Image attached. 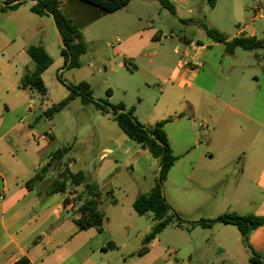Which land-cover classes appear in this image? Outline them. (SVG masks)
Segmentation results:
<instances>
[{
    "label": "crops",
    "instance_id": "obj_1",
    "mask_svg": "<svg viewBox=\"0 0 264 264\" xmlns=\"http://www.w3.org/2000/svg\"><path fill=\"white\" fill-rule=\"evenodd\" d=\"M0 1L4 5L6 0ZM187 1L192 0H171L176 16L200 25L199 20L188 16L193 14L192 9L184 11L188 7L182 3ZM35 2L27 0L15 11L0 12L8 16L2 25H7L12 32L1 50L0 131L3 126L8 127L10 121L5 123L4 118L11 113V108L20 105L21 98L30 92L20 88L24 74L34 69L27 48L42 45L49 55L50 49L56 48L61 56L62 41L54 20L32 13ZM132 2L134 0L130 4ZM221 2L223 0H217L212 10ZM203 8L208 9L209 5ZM62 11L73 24L76 19L77 27L90 44L86 34L89 26H85L86 22L80 17L86 13L92 18L96 11L74 0H63ZM245 17L244 27L238 20L234 34H225L229 40L242 35L259 37L252 24L255 19ZM47 30L52 34H46ZM122 35L124 40H117L121 45H115L111 51V72L118 75L125 71L127 79L140 72L149 90L147 97H152L154 87H158L166 102L164 109H174L175 117L168 119V123L188 120L191 128L190 134L180 133L178 146L165 128L177 157L164 185L168 203L184 220L191 222L215 219L230 212L264 217V70L253 72L252 65L238 58L241 49L227 53L225 45L210 40L203 28L196 38L183 39L185 60L170 67L155 60L162 46L163 32L135 30ZM92 44L95 41L92 40ZM89 51L81 57L80 68L93 65ZM247 52L256 57L258 70L262 68L257 52ZM91 54L95 52L91 50ZM198 64L201 67L194 69ZM128 82L120 84L125 95L129 93ZM162 84L167 88H162ZM108 90L111 94L106 93V100L111 103L115 90L112 87L106 92ZM159 101L146 118L140 116L142 98L135 104L128 100L119 103L127 110L133 108L138 121L150 126L163 121L159 120L157 111ZM102 115L111 116L115 122L112 114ZM18 125L20 123L15 127ZM55 129L56 125L53 131L48 130L44 148H31V156L27 155L24 144L7 139L14 127L8 128L4 136L0 134V264H14L23 257L31 264H184V258L189 260L188 264H253L239 230L223 224L211 229L195 227L189 232L175 227L178 231L171 243L163 239L164 231L151 243L148 253L136 255L155 220L152 214L139 215L134 203L140 195L151 191L158 162L120 128L121 133L111 132L112 139L100 152V164L96 166L94 160L89 163L88 179L101 191L99 209L106 215L107 222L101 231L79 230L74 221L78 217L77 209L86 199L84 186L69 187L66 192L56 194L49 190L54 179L45 178L27 186L52 160L56 150L68 148L63 163L70 171L78 167V159L68 158L78 141L77 136L74 147L63 146ZM128 162H132L129 169ZM79 171L82 169L77 168L73 173ZM51 172L57 176V169H51L49 174ZM38 182L43 183L40 189L36 186ZM112 198L115 204L111 203ZM198 229L203 233L195 234ZM249 243L264 258V227L250 234ZM168 246L173 247L170 255Z\"/></svg>",
    "mask_w": 264,
    "mask_h": 264
},
{
    "label": "rangeland",
    "instance_id": "obj_2",
    "mask_svg": "<svg viewBox=\"0 0 264 264\" xmlns=\"http://www.w3.org/2000/svg\"><path fill=\"white\" fill-rule=\"evenodd\" d=\"M182 4L188 7L184 11H187L189 8L193 10V14L188 15L190 18L197 19L200 24L218 29L227 35L234 34L237 30L238 23L236 21L238 20H240L242 27H244L246 25L245 15H248L249 18L255 19L252 24L259 32L258 38L260 40L264 39V19L260 18L254 11V0H223L216 10H212L210 6L208 9L203 8V5H209V1L207 0H192ZM236 4L238 5V9H236ZM3 6L0 1V8ZM247 7L250 10H247ZM237 10L240 14H236ZM0 12L3 13L1 10ZM89 15L84 13L82 15L83 19L82 17L80 19L89 23L91 19ZM7 17L5 14H0V69L2 63L1 50H3V47L11 38L12 33L10 28H7V25H2ZM74 25L78 26L76 19ZM88 26L86 34L90 43L89 55L91 56L93 65L71 71L63 70V59L57 49H50L53 63L43 75L47 94L43 96L36 91H30L29 94L21 98L20 105L13 106L11 113L4 118L5 123L10 121L8 127L6 125L3 126L0 131L1 136H4L8 128L14 127V130L6 136L8 137L7 139H15L17 140L16 142L24 144L23 148L28 150L27 155L31 156L33 155L31 148L35 149L34 147L37 146L44 148L46 146V140H44L46 134L48 130L53 131L56 125L55 130L61 143L64 144L63 146L74 147L76 140L74 138L77 136L78 141L68 158L74 157L78 159V167L72 168L71 171L76 172L77 168H81L87 175L90 170L89 163L91 160H94L96 166L100 164V152L106 146L107 141L112 139L110 137L111 132L118 131L121 133V130L111 116L102 115L93 105L84 106L80 99H76L70 103L61 112L55 113L52 118L49 117L47 112L52 106L57 105L69 96V90L66 85L75 86L81 81H86L91 84L96 100H106V90L112 87L115 90V96L111 103L114 104L124 100H128L130 104H135L139 98H142L141 118H146L151 107L157 104V100L160 99L157 108L159 120L172 119L175 117V111L174 109H164L166 102L158 87H154L156 90L153 92L152 97H147L149 90L144 85L140 72H137L133 76H128V79L125 76L127 74L125 71L118 75L111 72L109 61L113 58L111 56V51L114 50L112 45L120 46L121 44H118L117 40L121 39L123 41L125 37L122 34L129 31L160 30L163 32L162 46L158 50L155 60H160L164 66L170 67L176 65L179 60H185V44L183 43V39L186 37L196 38L200 29H202L198 23L183 22L177 16L172 15L169 10L162 7L160 2L155 0H134V2L117 14H110L89 23ZM46 34L50 35L52 32L47 30ZM92 40L95 41L94 45H91ZM176 49H178L177 52L175 51ZM91 50L95 52V55L91 54ZM256 52L262 61V68H259V70L254 54L239 50L238 58L244 63L252 65L253 72L258 71L261 73L264 70V49L257 50ZM127 80H129V89H127L129 93L125 95L124 89L120 84L125 83ZM162 88L166 89L167 87L162 84ZM21 99L19 98V100ZM16 107H19V109L15 110ZM17 123H20V125L15 127ZM165 128L171 134L176 146L181 142L180 133L184 131L190 134L191 130L188 120H173ZM130 164L132 162L126 163L128 169L131 166ZM158 168L159 165L153 171L155 175ZM56 177V173L51 172L47 175L46 179L52 181ZM42 185L43 183L41 182L36 183L37 189H40ZM177 231L175 227H170L162 237L167 243H171ZM196 233H203V230L198 229ZM161 248L162 246L157 248V250L159 251ZM172 248V246H168L167 248L169 255V251ZM182 262L188 264L189 260L184 258Z\"/></svg>",
    "mask_w": 264,
    "mask_h": 264
},
{
    "label": "trees",
    "instance_id": "obj_3",
    "mask_svg": "<svg viewBox=\"0 0 264 264\" xmlns=\"http://www.w3.org/2000/svg\"><path fill=\"white\" fill-rule=\"evenodd\" d=\"M88 7L93 8L96 12L89 20V23L97 21L102 17L122 10L130 4L132 0H74ZM209 6L213 9L217 0H208ZM27 0H6L4 6L1 7L2 12L15 11ZM162 7L170 11L176 16V8L171 0H159ZM63 0H36L31 7V12L38 16H50L61 37V57L63 59V70H74L81 67V57L88 53L90 47L86 42L83 32L63 13ZM183 22H193L187 20ZM89 23H86L87 26ZM205 30L207 37L214 41L223 43L226 51L233 54L237 49L244 51H257L264 49V39L260 40L256 36H238L229 40V37L215 28H209L200 24ZM26 53L34 63V69L27 71L20 81V88L23 90L36 91L45 96L47 89L43 80L44 73L52 66L53 60L42 45L30 46ZM61 80L60 77H58ZM69 90V96L52 106L47 112L49 117L55 113L64 110L71 101L79 98L84 105L93 104L102 114H112L117 126L125 133L127 137L134 140L143 149L149 151L157 160L159 170L154 179L151 191L147 194L140 195L135 203L134 209L139 215L152 214L155 220L150 233L144 238L142 247L137 251L136 255L143 256L148 253L151 243L156 240L164 231L174 226L186 231H191L195 227L203 229H211L216 224L235 226L241 236L245 248L250 254V261L253 264H264V259L256 253L249 243L250 234L261 227H264V217L256 215H239L236 213H225L215 219L201 220L197 222L186 221L177 213L168 203L164 194V185L168 179V175L177 161L165 126L170 120L159 121L153 125L146 126L138 121L134 114V109H126L123 103L111 104L108 100H96L93 90L87 82H81L78 85H66ZM108 95L111 91L106 92ZM69 149L63 148L53 153L52 160L44 166L37 175L27 183L29 186L35 181L44 180L51 169H57V177L50 183L49 190L51 194L58 192H66L69 187L84 186L86 199L84 203L77 209L78 217L75 224L79 230H88L95 228L103 230L107 218L99 209L101 191L96 183L89 181L88 175L83 171L73 173L63 163L64 158L68 154ZM68 201H66V204ZM112 204L116 201L112 198ZM14 264H31L27 257H23Z\"/></svg>",
    "mask_w": 264,
    "mask_h": 264
},
{
    "label": "built area",
    "instance_id": "obj_4",
    "mask_svg": "<svg viewBox=\"0 0 264 264\" xmlns=\"http://www.w3.org/2000/svg\"><path fill=\"white\" fill-rule=\"evenodd\" d=\"M254 11L258 14L260 18H264V0H254ZM113 47L115 45H112ZM201 67L199 64L193 66L194 69Z\"/></svg>",
    "mask_w": 264,
    "mask_h": 264
}]
</instances>
